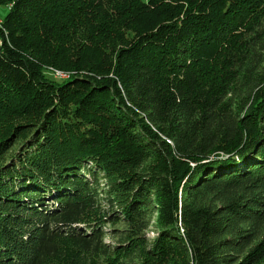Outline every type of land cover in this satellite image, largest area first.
<instances>
[{
	"label": "trees",
	"instance_id": "16d2710c",
	"mask_svg": "<svg viewBox=\"0 0 264 264\" xmlns=\"http://www.w3.org/2000/svg\"><path fill=\"white\" fill-rule=\"evenodd\" d=\"M0 5V264H264V0Z\"/></svg>",
	"mask_w": 264,
	"mask_h": 264
},
{
	"label": "rangeland",
	"instance_id": "374dc122",
	"mask_svg": "<svg viewBox=\"0 0 264 264\" xmlns=\"http://www.w3.org/2000/svg\"><path fill=\"white\" fill-rule=\"evenodd\" d=\"M144 1H148V0H144ZM8 13H9V9L7 8V6H5V5H0V19H4L7 15H8ZM55 72H57V71H55ZM60 73V75H67V74H63L62 72H59ZM68 76V75H67ZM63 78H65V77H63ZM68 78V77H67ZM107 229L108 230H113V227H110V226H107ZM156 236V233H154V232H150L149 234H148V238H150V239H152L153 237H155ZM105 241L107 242V243H109V242H113L114 240L113 239H109V237H106L105 238Z\"/></svg>",
	"mask_w": 264,
	"mask_h": 264
},
{
	"label": "bare ground",
	"instance_id": "6f19581e",
	"mask_svg": "<svg viewBox=\"0 0 264 264\" xmlns=\"http://www.w3.org/2000/svg\"><path fill=\"white\" fill-rule=\"evenodd\" d=\"M2 24H3V20H2V19H0V27L2 26Z\"/></svg>",
	"mask_w": 264,
	"mask_h": 264
}]
</instances>
